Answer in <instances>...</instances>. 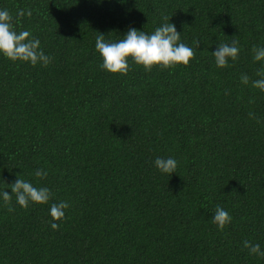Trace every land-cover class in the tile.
Returning a JSON list of instances; mask_svg holds the SVG:
<instances>
[{"label":"trees","instance_id":"16d2710c","mask_svg":"<svg viewBox=\"0 0 264 264\" xmlns=\"http://www.w3.org/2000/svg\"><path fill=\"white\" fill-rule=\"evenodd\" d=\"M5 9L51 62L0 53V193L20 178L52 197L24 208L0 195V264H264L243 246L264 251V91L252 86L264 79L252 51L264 47V0H0ZM164 23L193 49L187 66L100 67V33L114 43ZM233 40L238 58L217 67L212 52ZM61 201L70 207L54 221ZM217 205L232 217L222 231Z\"/></svg>","mask_w":264,"mask_h":264},{"label":"clouds","instance_id":"9594fccd","mask_svg":"<svg viewBox=\"0 0 264 264\" xmlns=\"http://www.w3.org/2000/svg\"><path fill=\"white\" fill-rule=\"evenodd\" d=\"M31 11H27V15L31 16ZM25 15V10H18L15 20L18 22ZM167 21L169 18L164 17ZM180 33L177 32L173 23H164L158 27L153 34L148 35L143 31L130 27L124 36V39L109 43L105 41L104 34L100 33L96 37L95 48L100 53L103 63L100 65L111 73L127 74L129 71L128 57H131L137 65H142L145 71H151L154 65H159L162 68L174 67L178 64L187 66L189 61L194 57V51L186 44L179 42ZM194 43L199 47V40ZM239 41L233 40L231 45L220 43L217 49L212 52L215 58L216 66L224 68L228 66V59L236 60L239 54ZM254 60H264V47L257 48L253 46ZM0 53L13 61L20 60L30 62L33 66L37 63H42L47 67L51 62V57L44 54L40 50V40L31 36L29 31H21L17 33L14 30V17L8 10H0ZM257 75H264V72H258ZM241 82L249 83V77L242 74ZM252 86L264 91V79L252 81ZM249 116L254 118L253 113ZM177 161L174 158L157 157L154 161L155 167L161 173L172 174L176 173ZM36 177L45 178L47 172L38 169L35 172ZM19 176V175H18ZM12 189V195L3 191L2 195L5 205H10L13 195L16 202L27 208L30 203L46 204L52 197V193L47 187H34L30 182H26L18 178L14 183L9 185ZM70 205L67 201L52 203L50 206V216L54 221H60L65 218V209ZM8 210L14 211L12 207ZM232 217L219 205L214 210V215L211 222L215 224L219 230L230 223ZM51 227L58 229L57 223H51ZM243 246L249 250L250 255L264 257V251L261 250L259 244H252L245 240Z\"/></svg>","mask_w":264,"mask_h":264}]
</instances>
